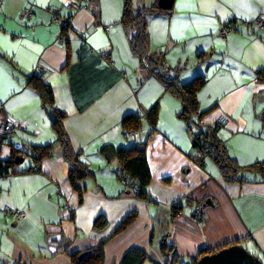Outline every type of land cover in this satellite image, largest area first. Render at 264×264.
Instances as JSON below:
<instances>
[{
    "label": "crops",
    "instance_id": "crops-1",
    "mask_svg": "<svg viewBox=\"0 0 264 264\" xmlns=\"http://www.w3.org/2000/svg\"><path fill=\"white\" fill-rule=\"evenodd\" d=\"M72 2L0 4V115L23 121L0 140V164L25 156L0 169V264H73L74 252L103 241L105 264H120L131 248L146 252L144 264L190 263L202 249L235 241L264 264V180L253 173L248 181L227 182L215 161L200 164L180 99L152 72L164 66L182 82L204 75L202 118L230 119L217 135L241 166L264 162V28L250 23L264 15V0H174L170 10L144 15L143 56L129 39L125 0H88L86 9ZM134 3L151 7L158 0ZM26 8L31 17L23 15ZM55 11L71 24L57 22ZM224 26L233 27L227 37L219 34ZM33 75L52 88L54 108L66 114L64 128L93 172L79 183L82 196L70 184L53 108L44 105ZM133 114L144 117L141 128H124ZM135 141L147 144L152 179L146 199L118 178L116 151ZM47 145L50 153L35 161L34 148ZM7 208L28 215L17 219ZM132 212L136 219L117 233ZM100 216L107 220L103 229L95 228ZM52 234L61 236L56 251L48 242Z\"/></svg>",
    "mask_w": 264,
    "mask_h": 264
},
{
    "label": "trees",
    "instance_id": "trees-1",
    "mask_svg": "<svg viewBox=\"0 0 264 264\" xmlns=\"http://www.w3.org/2000/svg\"><path fill=\"white\" fill-rule=\"evenodd\" d=\"M134 2L135 0H125L124 19L131 24L130 28H136L137 30L136 37L131 41L133 51L135 54L143 56L146 54L148 46V34L145 29L146 19L144 15L151 12H165L168 10H162L156 4L151 7H141L137 6ZM75 3H78V0ZM84 3L88 7V0H85ZM171 72H174V74L168 78ZM157 75L163 81L166 90L180 99L183 106L181 116L186 119L189 127L195 129L194 146L200 164H205L206 159H212L220 166L223 177L227 182L248 181L253 173L260 175L264 180V162L258 161L247 167L241 166L230 156L224 142L219 139L217 135V129L219 128H210L208 130L204 129L201 125L200 121L203 120L202 115L204 113H200L198 93L206 83V77L204 75L197 76L188 82H182L178 72L176 73L174 70L167 68H164V70ZM30 78L31 82L37 86L36 88L43 98L44 105H50L53 108V127L57 131L58 140L62 145L63 156L69 164V181L72 187L78 190L82 196L83 189L79 186V183L83 179L90 177L93 172L88 164L82 160L81 154L73 146L64 128L63 120L66 114L54 108L55 100L52 88L38 75H33ZM149 117L150 122L155 125L157 121L156 107L149 112ZM197 117L200 121L197 120ZM123 124L126 129H139L143 124L141 115H129L124 119ZM146 145L145 142L135 141L133 145L121 147L116 151V157L120 165L118 178L129 186L131 194L144 199L150 197L149 186L152 179ZM51 149L52 145L35 147L33 150L35 152V161H41L50 153ZM15 155L13 158L1 162L0 169L7 171L10 166H13V164L16 163L15 158L17 155ZM132 186H134L135 190L131 189ZM136 217L137 213L135 212L129 214L118 227L117 233L130 225ZM106 225L107 220L103 216L98 217L95 221V228L97 229H103ZM237 242L239 241H235L234 243ZM228 245L229 243H226L212 250L202 249L199 256L190 263L177 261H179V264H196L201 256L213 253ZM84 252L88 254L83 259H79V256ZM71 257L73 264H105V242H100L87 250L74 252ZM147 258V254L143 249L131 248L126 252L120 264H144ZM169 264L176 263L171 262Z\"/></svg>",
    "mask_w": 264,
    "mask_h": 264
},
{
    "label": "built area",
    "instance_id": "built-area-1",
    "mask_svg": "<svg viewBox=\"0 0 264 264\" xmlns=\"http://www.w3.org/2000/svg\"><path fill=\"white\" fill-rule=\"evenodd\" d=\"M85 0H78V3L72 2L70 3V5L82 9V8H87V6L84 3ZM2 3V0H0V4ZM23 15L26 17H31L32 15V11L30 8H26L23 11ZM54 19L57 22L62 23L64 26L70 25L71 24V18L70 17H62L60 16L58 11H55V17ZM251 24H254L257 27L260 28H264V15H259L258 17H256L252 22H250ZM111 28V26H108L107 29L109 30ZM233 31V27L232 26H224L219 34L220 36L226 37L228 35H230ZM61 40H63V38H61ZM101 55L103 57V60L105 62H108V52L107 51H102ZM44 67H41L40 70H44ZM164 70V66H154V68L152 69V72L154 74H159L160 72H162ZM144 118V117H141ZM230 121V119L227 116L224 115H220L218 116V118L213 121V122H209L207 120H205L202 123V126L204 129H210V128H221L223 126H225L228 122ZM23 126V121L20 118H16L10 115H0V140H4L8 135H10L11 133H13L15 130L20 129ZM130 134L134 135L135 131L132 130L130 132ZM133 190H135L134 186H132ZM8 211L9 214L15 216L17 219H25L27 217V212L25 210L22 209H17V208H7L6 209ZM196 217L200 218V213H199V208H197L196 210ZM179 264V263H176Z\"/></svg>",
    "mask_w": 264,
    "mask_h": 264
},
{
    "label": "water",
    "instance_id": "water-1",
    "mask_svg": "<svg viewBox=\"0 0 264 264\" xmlns=\"http://www.w3.org/2000/svg\"><path fill=\"white\" fill-rule=\"evenodd\" d=\"M174 0H158V6L162 10H170L173 7ZM137 35L136 28H130L129 39L132 41ZM174 72H171L168 76H172ZM28 148V146H26ZM24 154L20 153L16 156L15 161L17 163H22L24 161ZM206 204L201 206L202 211H204ZM60 234H52L48 238L50 248L56 251L60 246ZM88 253L84 252L79 256V259H83ZM196 264H263L261 258L252 253L248 248H246L242 243L232 244L230 246L221 248L213 253L201 256Z\"/></svg>",
    "mask_w": 264,
    "mask_h": 264
},
{
    "label": "rangeland",
    "instance_id": "rangeland-1",
    "mask_svg": "<svg viewBox=\"0 0 264 264\" xmlns=\"http://www.w3.org/2000/svg\"><path fill=\"white\" fill-rule=\"evenodd\" d=\"M59 12V11H58ZM157 66V65H156ZM205 121V119H203L202 121H200V123H201V125H202V123ZM196 210H197V207H196ZM7 213H8V211H7Z\"/></svg>",
    "mask_w": 264,
    "mask_h": 264
},
{
    "label": "bare ground",
    "instance_id": "bare-ground-1",
    "mask_svg": "<svg viewBox=\"0 0 264 264\" xmlns=\"http://www.w3.org/2000/svg\"><path fill=\"white\" fill-rule=\"evenodd\" d=\"M197 208H199V207H197ZM196 210V209H195ZM199 213H200V208H199ZM195 215H196V212H195Z\"/></svg>",
    "mask_w": 264,
    "mask_h": 264
}]
</instances>
